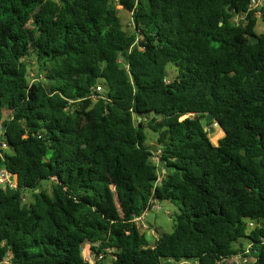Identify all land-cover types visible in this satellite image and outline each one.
Returning a JSON list of instances; mask_svg holds the SVG:
<instances>
[{
  "label": "trees",
  "instance_id": "16d2710c",
  "mask_svg": "<svg viewBox=\"0 0 264 264\" xmlns=\"http://www.w3.org/2000/svg\"><path fill=\"white\" fill-rule=\"evenodd\" d=\"M250 2L0 0V169L16 182L0 185V262L264 264V2L259 16ZM151 201L179 210L152 247L134 222Z\"/></svg>",
  "mask_w": 264,
  "mask_h": 264
},
{
  "label": "rangeland",
  "instance_id": "374dc122",
  "mask_svg": "<svg viewBox=\"0 0 264 264\" xmlns=\"http://www.w3.org/2000/svg\"><path fill=\"white\" fill-rule=\"evenodd\" d=\"M116 10L118 11L117 16L119 20L121 21L124 29L126 31L131 32L133 30V23H132L131 15L125 12L124 10H122L120 6H118ZM255 33L257 35H261L264 33V26L260 20H258L256 24ZM25 61L28 63L29 73L36 74L38 67L36 65L35 57L31 55L27 57ZM167 75H168V78H167L168 80H170L175 75V71L171 65L167 66ZM101 84L103 85L102 82ZM101 84H99L100 87H102ZM150 116L151 114H144L142 116V119L146 121L148 117H149L148 119L151 118ZM212 129L213 131L209 133L210 141L212 144L216 145L218 140L221 139L224 135L222 133V130L219 127L213 125ZM143 131L146 136V141L144 144L145 147H157L156 142H157L158 134L150 131L146 127L144 128ZM155 159L156 158H153L152 161L158 165L157 159L156 160ZM158 168L159 170L161 169L159 165H158ZM42 185L48 192L50 191L49 183L43 182ZM24 200L26 204L30 202L29 193L24 194ZM158 206H159L158 210L149 211L146 214V216L143 218L142 223L139 224L140 232L145 236L150 247L154 246V242L159 236L168 235L173 232L174 225L176 223V217L179 214L178 208L170 202L162 201L158 204ZM239 244L246 247L249 244V241L246 239H240L236 245H239ZM82 255L85 260L92 262V256L90 254L88 245H83ZM110 263H111V256L107 255V257L102 261V264H110ZM181 264H184V263H181Z\"/></svg>",
  "mask_w": 264,
  "mask_h": 264
},
{
  "label": "built area",
  "instance_id": "2783aa9c",
  "mask_svg": "<svg viewBox=\"0 0 264 264\" xmlns=\"http://www.w3.org/2000/svg\"><path fill=\"white\" fill-rule=\"evenodd\" d=\"M264 0H251L249 6H248V12H253L256 11V14L259 16V11L258 8L262 6ZM131 15V14H130ZM241 19H243L241 17ZM42 79V76L37 77L36 74H31L28 73V80L30 84H33L35 82H39ZM89 98L92 100H97V99H102L103 98V89L99 85H97L95 88L91 89L89 93ZM215 126H217L215 124ZM3 133H4V128L2 126V122L0 121V158H2L3 151L7 149V145L3 140ZM156 160V159H155ZM160 178L158 179V184L160 183ZM0 185L2 189L4 190H15L16 189V182L14 181V177L6 171V169L2 168L0 169ZM158 202L156 201H151L148 209L144 211L140 216H137L134 218V222L141 224L143 218L146 216V214L149 211H156L159 209ZM248 253V249H245V254ZM87 261V260H86ZM89 262V261H88ZM253 260L251 258H248L242 254L235 255L229 259H223L222 263L226 264H252ZM184 264H190L183 262ZM0 264H11L10 261V256L7 255L1 262Z\"/></svg>",
  "mask_w": 264,
  "mask_h": 264
},
{
  "label": "water",
  "instance_id": "95a60500",
  "mask_svg": "<svg viewBox=\"0 0 264 264\" xmlns=\"http://www.w3.org/2000/svg\"><path fill=\"white\" fill-rule=\"evenodd\" d=\"M257 42H258V39L256 37H251L250 40H249V43L250 44H256ZM211 121H213V117H212V115H208L206 117V119H205L206 124L210 123ZM212 131H213V129L210 128V131L209 132H212ZM152 152H154V149L152 150ZM164 170H165V167L163 168V172H164Z\"/></svg>",
  "mask_w": 264,
  "mask_h": 264
},
{
  "label": "crops",
  "instance_id": "0c3cea01",
  "mask_svg": "<svg viewBox=\"0 0 264 264\" xmlns=\"http://www.w3.org/2000/svg\"><path fill=\"white\" fill-rule=\"evenodd\" d=\"M15 181V180H14Z\"/></svg>",
  "mask_w": 264,
  "mask_h": 264
}]
</instances>
